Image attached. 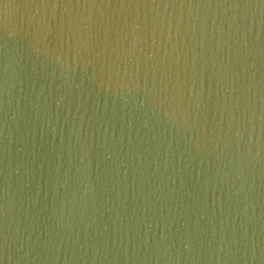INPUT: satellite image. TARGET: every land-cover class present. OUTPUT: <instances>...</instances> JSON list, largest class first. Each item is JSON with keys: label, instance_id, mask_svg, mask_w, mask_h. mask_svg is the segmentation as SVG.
I'll list each match as a JSON object with an SVG mask.
<instances>
[{"label": "water", "instance_id": "obj_1", "mask_svg": "<svg viewBox=\"0 0 264 264\" xmlns=\"http://www.w3.org/2000/svg\"><path fill=\"white\" fill-rule=\"evenodd\" d=\"M0 264H264V0H0Z\"/></svg>", "mask_w": 264, "mask_h": 264}]
</instances>
